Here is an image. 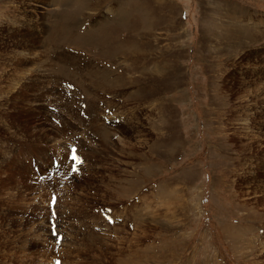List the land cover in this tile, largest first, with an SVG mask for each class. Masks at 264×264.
Here are the masks:
<instances>
[{"label": "rangeland", "instance_id": "1", "mask_svg": "<svg viewBox=\"0 0 264 264\" xmlns=\"http://www.w3.org/2000/svg\"><path fill=\"white\" fill-rule=\"evenodd\" d=\"M24 33L34 34L32 47ZM36 46L53 60L56 90L0 104L1 153L29 151L19 154L24 167L13 159L0 172V264H264V204L255 213L244 188L247 168L264 165V0H0V72L4 59L30 57ZM34 92L38 102L21 99ZM41 103L54 106L48 117ZM46 118L65 133V151ZM67 131L79 134L85 165L54 180L49 155L67 154ZM51 177L59 229L68 228L60 244L43 216L49 192L36 202L30 193ZM167 197L176 198L170 211Z\"/></svg>", "mask_w": 264, "mask_h": 264}, {"label": "bare ground", "instance_id": "2", "mask_svg": "<svg viewBox=\"0 0 264 264\" xmlns=\"http://www.w3.org/2000/svg\"><path fill=\"white\" fill-rule=\"evenodd\" d=\"M38 10V9H37ZM42 14V13H41ZM44 16V15H43ZM44 18V17H43ZM36 19H37V16H36ZM41 19V18H40ZM34 21V20H33ZM38 21H35V22H33L34 24L35 23H37ZM233 24V23H232ZM32 29V28H31ZM33 30V29H32ZM10 31H12V29L11 30H9V32ZM46 31V30H45ZM32 33H34V32H32ZM12 34H14V32L12 33ZM20 34V33H19ZM18 36V35H17ZM23 36V37H22ZM32 36H34V34H32ZM31 36V34L29 33L28 35H25V33L24 34H21V37H22V39H26L27 40V38H28V40H29V38L31 37L32 38V42H31V45H30V47H32L33 46V43H34V40H35V38L34 37H32ZM234 37V36H233ZM18 38V37H17ZM19 39H21V38H19ZM18 39V40H19ZM21 39V40H22ZM27 40V41H28ZM23 42H24V40H23ZM23 42H22V45L24 46V44H23ZM14 43H15V40H14ZM28 43H29V41H28ZM26 44H27V42H26ZM19 45V44H18ZM17 45V46H18ZM21 46V45H20ZM19 46V47H20ZM27 46L29 47V45L27 44ZM12 47H15V45L13 44V46ZM25 47V46H24ZM14 49V48H13ZM18 49V48H17ZM22 49H23V47H22ZM37 46L35 47V51H34V53L32 52L31 54H30V57L27 55V54H24V55H20V56H18V57H16L15 59H9V58H7V60H3V67H4V69H3V71L2 72H0V76H9L10 77V80H9V82H5L3 79H1L0 78V86L1 85H3V84H6V87L5 88H1L0 89V92H1V94H0V104H1V106H7L8 107V105H12L13 107H14V104H15V102L17 101V99H18V97H20V94L22 93V92H28V91H31V92H33V91H40V92H42L41 94L42 95H44L46 98V100L47 99H50L49 97H48V94H51V93H54L55 91L54 90H56V87L54 86V87H50V84H52V85H54L55 83L54 82H56V79L53 77V75H51V74H53V67H54V65L52 64L53 63V60H49L48 61V59L47 60H42L41 59V57L37 54ZM11 50V49H10ZM19 50V49H18ZM11 57V56H10ZM42 60V61H41ZM49 63H48V62ZM45 62L47 63V65H45ZM53 65V66H52ZM14 67V71H16L17 70V68H19V70H24V71H27L26 72V74H25V76H22V78H19L18 76H15L16 74L14 73V72H12L13 70H12V68ZM7 68H11V70L9 71V70H7ZM55 70V69H54ZM11 72H12V74H11ZM17 73H18V70H17ZM49 74H50V76H49ZM261 78H263L264 79V74L263 75H261ZM58 85V84H57ZM15 88H17V89H19V92H18V95H16V94H14L13 95V93L11 92V90H13L14 91V89ZM21 92V93H20ZM30 92V93H31ZM27 94H29V93H27ZM36 94H35V92H34V96H35ZM50 97H51V95H49ZM53 96V95H52ZM117 96V95H116ZM22 97V96H21ZM35 100L34 99H32V97H30V96H28V95H24L21 99H23V100H25V101H28V104L30 103H33V102H38L40 99H38V95L37 96H35ZM40 98V97H39ZM42 98V97H41ZM20 100V99H19ZM21 102H22V100H20ZM10 102H13V103H10ZM19 102V101H18ZM54 102V101H53ZM52 102V103H53ZM23 103V102H22ZM44 103V102H43ZM45 103H47V102H45ZM52 103H50V104H48L47 105V107L45 108V107H43V104L41 103V106H42V108L46 111V115H47V117H48V114L50 115V113H51V111L49 110V109H47L49 106H51L52 105ZM26 104H27V102H26ZM22 105V104H21ZM20 106V105H19ZM24 106V105H23ZM25 106H28V105H25ZM53 106V105H52ZM56 106H57V104H56ZM10 107V106H9ZM8 107V108H9ZM54 107V106H53ZM12 108V107H11ZM15 108H16V106H15ZM18 108V107H17ZM16 108V109H17ZM10 109V108H9ZM15 109V110H16ZM7 110V109H6ZM14 110V111H15ZM21 110H22V108H21ZM21 110H19V112L21 111ZM54 111V110H53ZM52 111V112H53ZM57 111V110H56ZM16 112V111H15ZM62 112V111H61ZM255 113V112H254ZM65 115V114H64ZM254 115V114H253ZM253 115H251V116H253ZM257 116H259V120H262L261 118H262V116H261V113L259 112L258 114H257ZM261 117V118H260ZM15 117L14 116H8V117H6V121H5V123H4V126H5V132H7V133H11L10 132V128H12V127H10V124L9 123H12V122H15ZM66 119V118H65ZM69 119V118H68ZM68 119H66L65 121H67ZM59 120H60V122L62 121L61 119H60V117H59ZM250 119H248V121H249ZM264 121V120H263ZM67 122H70V123H72V125L74 124L73 122H71V120L69 119V121H67ZM262 122V121H261ZM13 124V123H12ZM62 124V123H61ZM42 126V125H41ZM66 126V125H65ZM9 127V128H8ZM49 128V131L50 132H52L53 133V131H55L56 130V134H58L59 136H61V137H59L58 138V136H56L55 137V144L56 145H58V146H60L61 147V152H63V151H65L66 149H67V143H65L64 141H62V139H65V141H67L66 140V138L64 137L65 135V133L63 132V133H61L59 130H58V128H57V126H55L54 125V123L53 122H50L47 118H46V123H45V129L44 130H46L47 131V129ZM262 128L264 129V122H262ZM246 129H249V127H247ZM18 130H20V129H18ZM73 130V129H72ZM262 130V129H261ZM25 132L26 131H22V133H20V135H23V134H25ZM41 132V131H40ZM16 133V132H15ZM15 133H13V134H15ZM99 133V132H98ZM17 135V134H16ZM41 135V134H40ZM19 136V135H18ZM24 136V135H23ZM22 136V137H23ZM44 136H45V134H44ZM263 136V135H262ZM21 137V138H22ZM25 137V136H24ZM29 137V136H28ZM68 137V136H67ZM13 138V137H12ZM15 138H17V137H15ZM41 138V137H40ZM43 138V137H42ZM14 139V138H13ZM25 139V138H24ZM45 139H47L46 138V136H45ZM253 140L255 141V142H259L260 141V139H257V137H253ZM259 140V141H258ZM17 141V140H16ZM21 141V140H20ZM25 141V140H24ZM27 141V140H26ZM33 142V141H32ZM36 142V141H35ZM49 142V141H48ZM68 142V141H67ZM19 143V142H18ZM28 143V142H27ZM261 144V143H260ZM16 145V144H15ZM84 145V144H83ZM115 145V144H114ZM113 145V146H114ZM32 146H33V144H32ZM85 146H86V144H85ZM257 146H259V145H257ZM19 147H21V146H16L15 148H11V146H9V147H7L6 149H5V151L3 152V153H1V150H2V146L0 147V172H1V170L3 169V167H8V170H10V168H12V169H14L15 168V163H14V160L17 162V165L18 166H16L17 167V169H19V168H21V167H24L25 166V164H24V161H23V159H18V158H20V156H19V154H22V153H24V155L25 154H27L29 151L28 150H26V149H24V148H20L19 149ZM35 147V146H34ZM244 147H247V148H250L249 146H244ZM260 148V147H259ZM18 151H20L19 153H18ZM16 152V154H14ZM15 155H17V156H15ZM45 155V154H44ZM14 159V160H13ZM15 165V166H14ZM259 166H260V164H259ZM90 167V166H89ZM260 168V169H259ZM257 167V169L256 170H254V171H250L249 170V168H247V173H248V178H246L245 180L247 181V184H248V186L247 187H244V188H247L246 190V192H245V195L246 196H251V195H254L255 194V202L253 203V209L255 210V213H258V211H256V208H254V206L255 207H257V206H260V205H262V204H264V181H260V183L258 182V179H257V176H258V174H259V172H261V171H263L264 172V165L262 166V167ZM67 171H69V169H68V167L67 166H61L56 172H55V175H54V180L56 179V177H63L64 176V180L66 179V174L68 175V173H67ZM21 173V172H20ZM26 174V173H25ZM22 175V174H21ZM69 177H72V176H69ZM25 178V177H24ZM34 178V177H33ZM191 178V177H190ZM2 179V178H1ZM26 179V178H25ZM6 180V179H5ZM11 179L10 178H8L7 179V181H10ZM20 180V179H19ZM63 180V182H66V181H64ZM15 182V181H14ZM21 182V181H20ZM19 182V183H20ZM23 182V181H22ZM57 182V181H56ZM59 182H60V180H59ZM69 182H70V180H69ZM69 182L67 183V184H65L67 187H68V185H69ZM256 182H258L257 183V185L255 186V188L254 187H251V184H256ZM9 182H6V184H8ZM16 183H18V182H16ZM58 183V182H57ZM14 184V183H13ZM55 184V183H54ZM58 184H60V183H58ZM259 184V185H258ZM16 185V184H15ZM18 185V184H17ZM52 185H53V182H52V177H51V179L49 180V181H47V182H44V183H42L41 182V180L39 181V183H38V181H33V184L30 186V188L33 190V192H30L31 193V198H32V201H34V202H36L35 200H38V199H40L41 197L42 198H45V196H46V193H47V191L49 192V199L48 200H46V202H47V205H48V203H49V201H50V193L51 192H53V188H52ZM56 186H58V185H56ZM42 187H49V188H47V189H45V193L43 192V190H42V192L44 193V196H42L41 194H40V190H41V188ZM59 187V186H58ZM58 187L56 188V193H59L58 191H59V189H58ZM24 188V187H23ZM27 188V187H26ZM39 188H40V190H39ZM59 188H61V187H59ZM252 188H254V191L252 190ZM165 189V188H164ZM49 190H52L51 192L49 191ZM61 190H62V188H61ZM4 191H6V190H4ZM23 191V190H22ZM24 191H25V188H24ZM55 191V190H54ZM64 191V190H63ZM166 191H171L170 193H173V189L171 188V187H167L166 189H165V193H166ZM253 191V192H252ZM11 192V191H10ZM61 192V191H60ZM249 192H251V194H249ZM17 193V192H16ZM16 193H9V195L11 196V197H14L15 196V194ZM24 193V192H23ZM26 193V192H25ZM62 193H64V192H62ZM62 193H60V194H62ZM258 193H260V194H258ZM2 195H3V193H2ZM1 195V196H2ZM238 195V194H237ZM240 195V194H239ZM243 195H244V193H243ZM259 195V196H258ZM17 196V195H16ZM152 196H156L155 194H153ZM162 196H163V194H162ZM8 197V196H7ZM23 197V196H22ZM30 197V196H29ZM28 197V198H29ZM164 197V196H163ZM166 197V196H165ZM16 199V198H15ZM167 202L166 201H160V203H162L163 204V207L165 208V211H166V203H167V208H168V211H170V206L171 205H173V202H172V200L173 199H176V198H172V199H170V197H167ZM2 200V199H1ZM9 200V199H8ZM20 201V200H19ZM145 201V200H144ZM142 202L143 204H142V206L145 204L146 205V207L148 208V206H147V201H145V202ZM168 201H171V203L172 204H169V202ZM33 202V203H34ZM42 202L43 203H46V202H44V199L42 200ZM61 202V201H60ZM64 202H67L66 200L64 201ZM166 202V203H165ZM41 204V203H40ZM40 204L38 203V205H39V207H40ZM162 204H160V205H162ZM46 205V204H45ZM58 205V204H57ZM63 205H66L65 203H63ZM29 206H30V204H29ZM131 206H133V205H131ZM142 206L140 207V208H142ZM243 206V205H242ZM43 207V206H42ZM44 220L47 218V216H48V218H49V215H48V213H49V209H48V206L47 207H45L44 206ZM134 209H136V207L134 206L133 207ZM139 208V207H138ZM66 209V208H65ZM131 210H133L132 208H130ZM41 210V209H40ZM39 211V210H38ZM27 212V211H26ZM139 212H141V211H139ZM158 212L160 213L161 211H159L158 210ZM22 213V212H21ZM167 213V212H166ZM166 213H164L163 215H162V217L163 218H166L167 217V214ZM17 215V214H16ZM139 215H141L140 213L138 214V216ZM156 215V217H157V215L158 214H152V216H155ZM137 216V217H138ZM151 216V217H152ZM109 217V216H108ZM107 217V218H108ZM136 217V218H137ZM14 218V217H13ZM32 218V217H31ZM140 218H142V217H140ZM157 218H159V217H157ZM43 220V221H44ZM118 222V221H117ZM128 222V221H127ZM108 223V222H107ZM7 224V223H6ZM48 224H49V222H48ZM123 225V224H122ZM22 226V225H21ZM20 226V227H21ZM42 227V226H41ZM47 228V227H46ZM12 229V228H11ZM49 229L51 230V226H50V224H49ZM233 229V228H232ZM47 230V229H46ZM60 231H62L64 234H65V232H67L68 231V228H63V229H59ZM226 230H227V232L229 233V234H231L232 235V233H230L229 231L231 230V228L230 227H227L226 228ZM114 231H116V230H114ZM141 231V230H140ZM23 232V231H22ZM42 233H40V235L41 236H43L44 234H45V228H44V226H43V229H42V231H41ZM232 232V231H231ZM52 233V232H51ZM63 233H60V235L62 236V235H64ZM108 233H109V231H108ZM116 233V232H115ZM237 233H239L240 234V232H237ZM6 234V233H5ZM122 234V233H121ZM93 235V234H92ZM127 235V234H126ZM96 236V235H95ZM118 236V235H117ZM129 236V235H128ZM127 236V237H128ZM93 238V237H92ZM264 238V237H263ZM118 239V238H117ZM259 242L260 243H262L263 242V239H259ZM60 244V243H59ZM121 244V243H120ZM106 245V244H105ZM25 246V245H24ZM108 246V245H107ZM26 247V246H25ZM60 247V246H59ZM103 248V247H102ZM59 249V248H58ZM100 249V248H99ZM107 249V248H106ZM263 252V251H262ZM261 252V254H263ZM106 253V252H105ZM101 255V254H100ZM119 257V256H118ZM122 257V256H121ZM134 257H135V255H134ZM137 257V256H136ZM113 258H115V257H113ZM123 258V257H122ZM263 258V257H262Z\"/></svg>", "mask_w": 264, "mask_h": 264}, {"label": "snow or ice", "instance_id": "3", "mask_svg": "<svg viewBox=\"0 0 264 264\" xmlns=\"http://www.w3.org/2000/svg\"><path fill=\"white\" fill-rule=\"evenodd\" d=\"M71 161L73 162V166H72V170L78 171V166L80 164H82V160L79 158V156L76 154V151L73 149L72 151V155H71ZM59 168V166L57 165V169ZM52 204L53 206H55L56 204V198L55 196L52 197Z\"/></svg>", "mask_w": 264, "mask_h": 264}]
</instances>
